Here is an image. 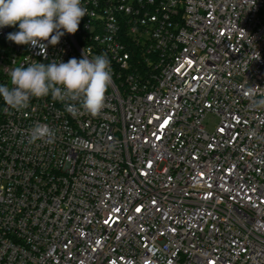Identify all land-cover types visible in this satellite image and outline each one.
I'll return each mask as SVG.
<instances>
[{"label":"built area","instance_id":"2783aa9c","mask_svg":"<svg viewBox=\"0 0 264 264\" xmlns=\"http://www.w3.org/2000/svg\"><path fill=\"white\" fill-rule=\"evenodd\" d=\"M82 6L46 51L0 28V84L84 55L112 70L96 117L0 98V264H264V109L246 95L264 99V0ZM37 123L53 143L28 142Z\"/></svg>","mask_w":264,"mask_h":264},{"label":"clouds","instance_id":"9594fccd","mask_svg":"<svg viewBox=\"0 0 264 264\" xmlns=\"http://www.w3.org/2000/svg\"><path fill=\"white\" fill-rule=\"evenodd\" d=\"M87 15L82 0H0V28L16 26L19 31L9 33L7 39L17 45L39 47L56 45L66 33L75 34L81 19ZM41 54H44L41 52ZM10 85L0 84V98L9 109L21 111L29 107L31 98L51 96L53 101H71L66 110L76 115L80 109L93 117L106 105V93L112 84L110 61L105 55L89 59L86 55L68 62H34L26 67L21 64L9 73ZM255 109H264V99L255 100V93H246ZM54 131L47 124L37 123L29 130L28 142L53 143Z\"/></svg>","mask_w":264,"mask_h":264},{"label":"rangeland","instance_id":"374dc122","mask_svg":"<svg viewBox=\"0 0 264 264\" xmlns=\"http://www.w3.org/2000/svg\"><path fill=\"white\" fill-rule=\"evenodd\" d=\"M208 122L210 123V125H209V126H212V125H213V123L215 122V120H214L213 118H210V119L208 120Z\"/></svg>","mask_w":264,"mask_h":264}]
</instances>
